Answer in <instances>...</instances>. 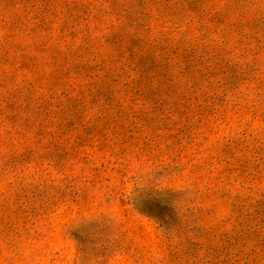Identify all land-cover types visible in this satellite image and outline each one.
<instances>
[{
	"label": "rangeland",
	"instance_id": "rangeland-1",
	"mask_svg": "<svg viewBox=\"0 0 264 264\" xmlns=\"http://www.w3.org/2000/svg\"><path fill=\"white\" fill-rule=\"evenodd\" d=\"M0 264H264V0H0Z\"/></svg>",
	"mask_w": 264,
	"mask_h": 264
}]
</instances>
